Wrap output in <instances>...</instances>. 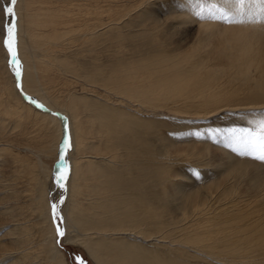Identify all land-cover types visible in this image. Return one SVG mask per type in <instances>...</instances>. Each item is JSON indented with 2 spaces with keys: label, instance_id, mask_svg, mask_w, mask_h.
Returning a JSON list of instances; mask_svg holds the SVG:
<instances>
[{
  "label": "bare ground",
  "instance_id": "1",
  "mask_svg": "<svg viewBox=\"0 0 264 264\" xmlns=\"http://www.w3.org/2000/svg\"><path fill=\"white\" fill-rule=\"evenodd\" d=\"M148 1L129 6L130 10L143 9L129 19L121 13L122 6H116L119 2L111 0H18L15 6L21 90L52 113L64 114L68 121L72 177L67 206L64 212L59 210L65 242L80 244L93 264H254V256L264 264V218L253 220L248 209L234 208L243 183L248 184L246 191L258 193L261 200L257 204L264 207V193L259 194L264 181L255 176L256 170L264 169V161L239 157L221 146L215 150L224 170L217 180L188 189L197 179L191 181L190 176L187 180L182 174L189 169L193 176L204 175L203 170L210 175L217 169L208 164L196 167L193 161L201 154L191 155L211 147V141L217 142L215 130H209L238 122L258 131L255 122L264 115L249 114L244 119L239 114L222 115L219 109L252 103V96L264 94L262 82L255 84L258 92L249 91L246 100H240V90H227L219 82L223 69H206L208 57L203 60L191 52L173 59L171 43L161 31L148 32L140 24L130 27L132 21L141 19L142 23L143 17L157 23L151 15L154 9L172 10L174 21L194 23L207 34L225 20L219 12L228 19L254 6L257 16L264 0H244L243 4L239 0ZM7 2L4 0L5 6ZM201 9L203 18L195 14ZM211 15L216 18H209ZM2 44L0 144L4 148H0V156L9 147V140L4 139L7 132L11 128L24 131L25 122L40 123L46 129L53 126L57 149L64 137L59 119L21 101ZM55 48L61 55L58 59ZM239 58L241 55L220 49L215 59L230 60L233 62L228 64L234 65L238 61L247 68L253 65ZM53 61L59 62L61 72L80 81V93L68 91L53 100L45 91L39 81L44 76L40 67L49 69ZM202 65L204 70L199 68ZM261 67L264 80V65ZM235 71L244 76L243 82L247 80L246 70L231 72ZM99 91L104 93L102 99L94 97ZM108 93L116 99L112 101ZM185 105L191 110L181 111ZM123 106L128 112L120 108ZM170 114L187 121L175 124L159 116ZM90 133L96 137L88 141ZM203 138L206 144L198 149V140ZM188 151L190 154L185 153ZM3 162L0 159V167ZM36 176H29L38 187H34V195L30 189L28 199L33 203L29 213L12 215L8 223L12 227L0 235V264H67L56 244L47 184ZM2 181V189L15 184ZM249 210L252 214L264 211ZM31 223L34 236L28 232Z\"/></svg>",
  "mask_w": 264,
  "mask_h": 264
},
{
  "label": "rangeland",
  "instance_id": "2",
  "mask_svg": "<svg viewBox=\"0 0 264 264\" xmlns=\"http://www.w3.org/2000/svg\"><path fill=\"white\" fill-rule=\"evenodd\" d=\"M0 1L2 2L4 7L5 6L4 0H0ZM111 1L119 2L116 3V6L117 7L122 6L121 13L126 15L125 18L128 17L127 19L133 18L138 13L140 14V12H142L143 10L142 7L140 9L139 8L134 10L131 9L132 11L130 10V8H128L131 5L134 4L136 5L137 3H140V0H135V1L130 0V2H127L125 0H111ZM150 1L153 2V0H149L148 2ZM261 5L263 4L261 3ZM257 10H260L257 11L260 13L257 16L255 15L254 12L255 11L254 6L250 7L247 12L241 14L240 13L233 14L228 19L220 21L219 24L220 26L210 28L207 31L208 32L207 34L203 29H199L198 25L194 23L179 24L178 22L174 21L172 19V12H171L172 10H169L167 12H162L159 11L158 9H154L151 11L152 12L151 15L154 14L156 18L155 22L157 23H154L153 21H145L146 18L143 17L144 23L143 22L141 23L140 21L141 19H138L132 21L130 27L140 24V27L143 26L145 29L149 30L148 32H152L155 30L161 31L160 35L167 36L169 42L171 43L169 49L171 50L170 54L174 56L173 59L176 56L178 57L182 54H188L191 52H195L196 55L200 56L203 60H205V58L208 57V59H206V63L208 65V66L205 65V67L207 66L206 69L207 68L211 69V67L215 69L216 68L223 69L224 72L221 73L222 75L220 76L219 82L224 83V87L225 89L227 88V90L228 89L230 90V88L240 90L239 91L240 100H243L250 95L249 91L252 93L259 91L258 88H255V84L262 82L261 84L262 86H264V80L260 76V73L262 71V67L260 68V66L264 65V18L259 19V16L264 17V14H262V10H264V6H260L259 8H257ZM219 14L221 15L220 12ZM2 18L3 20L5 19V21L4 23L0 22L1 44L3 43V39L6 35L4 32L3 25L7 22V20L10 19L9 17L4 16L3 11L0 12V19ZM2 47L5 48L3 44ZM55 49L54 51H56L55 53L56 58L58 59L61 55L59 56V52L57 54V49L56 50ZM220 49H225L226 51L231 52L234 55H241V58L239 59L243 60L244 64L253 62V65L247 68L246 65L239 66L238 61H236L237 65L231 63L234 66L228 64V62H233L230 60L216 61L215 58L217 57L218 51H220ZM9 59L10 57H8V61ZM199 68H201V70L205 69V68L203 69V65L200 66ZM236 68L237 71L238 70L247 71L248 74H246L247 75V80L245 81L246 83L243 82V80L245 79L243 75H241L236 71L235 74L231 72ZM4 70H5V74L7 73V75L10 77V74L7 71V67ZM61 71L62 70H60L59 62L56 63L55 61L51 62V64L49 65V69L47 67H40V73L43 74L44 76L42 77L40 75L42 78L39 79V81L41 80L40 82L42 83L43 88L51 96V98H53V100H59L60 99L59 95H64L68 91L74 93H80V81H76L75 79L68 76L67 74H64ZM13 75H14V87L17 90L21 101L24 102L25 104L30 105L31 107H33L34 109L38 110L43 114L45 113L50 116L57 117L59 119L62 129L61 136L63 135L64 139L62 143L59 141V144L56 149V142L54 140L56 132H54V129H52L53 126L52 127L50 126L51 128L49 127V129H46V127L44 125H41L40 123H38L37 125H32V124H28V122H25L27 123V126H23L24 124L21 125L24 127V131H20L18 128H14L12 131L11 128L10 131L7 132V135L5 136L6 138L4 139L9 140V147L4 152V155L0 156V159L6 162V163L3 162L2 166L0 167V174H1L0 181L4 180L2 181L1 184H5V183L6 185L10 183L11 185L13 183L15 184L14 186L12 185L11 187H9V189L8 188L2 189L0 185V225L1 226L4 225L1 229L5 227L3 231L0 230V235L5 234V231L9 230L12 227V225H8V223L9 224L11 223V219L14 218L16 214L19 215L22 214L21 215L22 217L26 216V214L29 213V210L32 207L33 202L28 199L29 195L31 194L30 189L33 190L32 193L34 195V187L36 189L38 187L35 184L36 181L35 183H33L32 181L34 180L33 179L30 180L29 176L38 175L36 176V178L39 179L38 181L41 184L42 183L44 185L47 184L46 185V187L48 188L47 197L50 204L51 212H52V205L55 203L57 205V211L60 218L61 215L59 213V210H61V213L64 212L67 206V202H66L67 198L69 200L68 181L72 177L71 163L68 160V155H70L72 151V146L69 138L67 118L65 117L64 114L52 113L51 111H49L44 107V104L41 101H38L34 98L33 99L28 98L27 94L21 90L20 77L17 78L15 76L14 71H13ZM240 81L244 84H242ZM18 84L19 87L17 86ZM238 87L240 89H238ZM99 93H100L99 95L93 93L94 97L102 99L104 93L103 91H99ZM107 95L108 97L111 98L112 101L116 99V97L112 94L108 93ZM33 100L35 101V103L32 102ZM251 102L252 103L246 102V104L247 103L248 104L244 106H237L233 108L225 107V108H220L219 110L223 111L221 112L222 115L223 113L230 114L233 116L239 114L241 118L243 117L244 119L246 117L245 115H249V114L264 115V94L262 96L257 95V97L252 96ZM38 105H42L43 107H40ZM125 105L130 108L129 102H125ZM127 107L123 106L120 108L124 109V112H128ZM182 110L190 111L191 106L185 105L183 108H181V111ZM159 116L162 119L172 121L175 124L181 123L183 122V120H186L184 118L173 119L174 117H172L171 114L162 115V116L159 115ZM217 117H214L212 119H215ZM219 127L220 128L215 127L214 129L209 130L210 132L215 130L218 137L214 136V138L217 140V142L213 143L211 141L212 143L210 142L209 144L211 147H207V149L205 150L202 149V151L195 150V152L193 151L194 153L191 152L192 157L196 155V153L197 155L201 154L198 156L196 160L193 161V163H197L196 167L202 168L203 164H208L209 167L212 168L215 167L217 169H215L214 172L210 175L205 174L208 173V170L202 169L204 175L198 172L197 174H195V176L192 175V172L190 174L189 169H186L188 171L186 170L183 171L184 173L182 172V174H185L184 178L186 177L187 180H189L190 176H191L190 178L191 181H193L192 177H195L197 179V184L195 185L192 183V186L190 188L188 187V189L196 188L197 186H200L203 182L206 183V181L217 180L218 177L222 175L224 169L222 168L223 167L222 162L220 161V154L217 152L218 150L217 151L215 150L216 147L221 148L222 146V148L224 149L227 150L230 149V151H232L236 155L239 154V157H243V156L246 158L250 157V159L253 160L255 159L254 156L258 155V153H253V155H241L240 151L238 150V145L232 142V140L230 139L231 134L225 131L228 129H246L255 133L256 130L254 129V127H251V125L248 124L247 125L240 124L238 122L235 124L227 123ZM238 134L239 133H237V135ZM94 137L96 136L90 133V135L88 136V141L92 140ZM209 137L212 138V136ZM66 139L68 140L70 147L65 150L64 141ZM198 142H199L198 149H201L200 147L201 144H206V140L204 138L202 140H198ZM1 147L4 148V145L0 144V148ZM185 153L190 154L189 151ZM61 154L65 156V159L67 161V167L69 170L68 179L63 182L65 185V187L63 188L59 187L55 180V174L57 170L59 169L61 172L64 170L58 163ZM171 155H173V152H171ZM198 164L201 166H199ZM255 173H257V175L255 176H259V178H261L262 181H264L263 168L256 170ZM245 186H248V184L243 183L239 186L237 190L238 193L236 195L237 207L234 208H241L244 210L248 209L247 210L248 215L255 217L253 220L258 219V217H260L261 219L264 218V214L257 216L258 214L264 213V211H261L260 213L257 214H252L250 212L249 209L264 210V207L257 204L258 200L260 199L258 193H253V192L249 193L248 190L246 191ZM259 190L264 191V185H262L259 188ZM263 191L259 192V194H263L264 193ZM51 212H50L51 219L53 220V212L52 213ZM57 223H59V221H57ZM57 223H54V226L56 228V244L59 247V249L62 251L63 255L65 256L67 264H74L76 257H82L86 261V264H93L89 256L81 248L82 246H80V244L65 242V236L61 237L57 235ZM25 224L28 225L27 222H25ZM61 227L65 233V228L63 223L61 224ZM28 228H29L28 232H31L34 236V233H36L34 223H31ZM18 232L19 231H16V233ZM258 258H259L258 256H254V264H261V261L257 260Z\"/></svg>",
  "mask_w": 264,
  "mask_h": 264
},
{
  "label": "snow or ice",
  "instance_id": "3",
  "mask_svg": "<svg viewBox=\"0 0 264 264\" xmlns=\"http://www.w3.org/2000/svg\"><path fill=\"white\" fill-rule=\"evenodd\" d=\"M18 0H8L5 7H3V13L5 17H9L10 19L3 25L5 37L3 39V46L7 49L8 55L10 57L8 63L12 67L15 76L19 78L21 76L22 65L18 59L17 54V16L15 12V6ZM240 4L244 3V0H239ZM197 7H200L197 4ZM215 7V6H213ZM240 9H238L239 11ZM216 11H221L220 9H216ZM197 16L204 17L205 12L203 9L195 13ZM262 14H264V10H262ZM210 18H216L214 15H211ZM221 18L227 19V16L221 12ZM19 87V84L17 85ZM35 103V101H32ZM43 107L42 105H38ZM258 128V131L253 133L252 131L246 129H228L226 132L230 133V139L232 142L238 145V150L241 155H253V153H258L254 158L260 161H264V119L255 122ZM220 131V130H217ZM237 133H239L237 135ZM196 135H200V133H196ZM70 147L68 140L64 141L65 150ZM59 165L64 169L62 172L58 169L55 174V180L59 187H65L64 181L68 179L69 170L67 167V161L63 154L60 155V159L58 161ZM53 212V221L57 223V235L64 236V231L62 230L61 224L62 220L59 217L57 211V205L54 203L52 205ZM74 264H86V261L82 257H76Z\"/></svg>",
  "mask_w": 264,
  "mask_h": 264
},
{
  "label": "water",
  "instance_id": "4",
  "mask_svg": "<svg viewBox=\"0 0 264 264\" xmlns=\"http://www.w3.org/2000/svg\"><path fill=\"white\" fill-rule=\"evenodd\" d=\"M64 137L61 138V143L63 142Z\"/></svg>",
  "mask_w": 264,
  "mask_h": 264
}]
</instances>
